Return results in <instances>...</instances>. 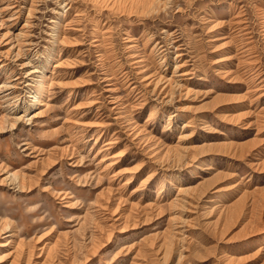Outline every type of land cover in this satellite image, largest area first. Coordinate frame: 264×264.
Segmentation results:
<instances>
[{
  "label": "rangeland",
  "instance_id": "rangeland-1",
  "mask_svg": "<svg viewBox=\"0 0 264 264\" xmlns=\"http://www.w3.org/2000/svg\"><path fill=\"white\" fill-rule=\"evenodd\" d=\"M2 242L0 264H264V0H0Z\"/></svg>",
  "mask_w": 264,
  "mask_h": 264
},
{
  "label": "bare ground",
  "instance_id": "bare-ground-1",
  "mask_svg": "<svg viewBox=\"0 0 264 264\" xmlns=\"http://www.w3.org/2000/svg\"><path fill=\"white\" fill-rule=\"evenodd\" d=\"M61 62H59V63H56L55 65H54V67L55 66H59L58 64H60ZM179 65V64H178ZM181 65V64H180ZM180 73V72H179ZM189 72L188 71H183L182 73H180V75L182 76V75H184V74H188ZM45 82H46V80L44 79V80H41L40 81V84H41V86H42V89L41 90H39V91H37L35 94H34V105L35 104H37L38 102H40L39 104H43L42 103V100H43V97H44V92H45V87H44V84H45ZM148 82V81H147ZM2 86V85H1ZM180 137H182V135H180ZM109 141H107V143H108ZM104 150V152L102 153V155H101V157L99 158V161H98V163L99 162H104L105 160H107L106 158H111V159H109V161L106 163V168H111L113 165H115L117 162H119L121 159H119V156H120V154L119 155H117L118 153H114V154H111L110 155V157H106V151L105 150H107V148H104V149H100V150H98L97 152H102ZM124 171H120V172H118V174H120V175H122V174H125V173H123ZM131 176L129 175V176H127L126 177V180H125V182H129L130 180H131ZM176 187H177V191H178V194H181V193H183V194H187V193H189V187H184L183 185H181V184H177L176 185ZM6 245V243L5 242H2V243H0V246H5Z\"/></svg>",
  "mask_w": 264,
  "mask_h": 264
}]
</instances>
